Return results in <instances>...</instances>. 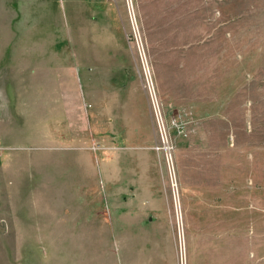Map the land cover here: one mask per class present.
Returning a JSON list of instances; mask_svg holds the SVG:
<instances>
[{
    "label": "rangeland",
    "instance_id": "374dc122",
    "mask_svg": "<svg viewBox=\"0 0 264 264\" xmlns=\"http://www.w3.org/2000/svg\"><path fill=\"white\" fill-rule=\"evenodd\" d=\"M34 1L21 7L20 22H6L5 46H17L23 58L31 57L33 66L23 74L29 78L37 73L39 81L31 110L22 96V128L12 134L15 141L32 149L47 142L87 145L91 151L106 146L95 127L74 125L69 130L66 125L63 132L55 124L61 120L59 109L48 103L41 79L46 70L37 67L49 60L45 50L65 52L72 73L83 78L85 100H112V117L104 121L110 127L109 145L148 146L160 154L165 212L154 228L159 245L147 244L144 231L137 228L128 232L129 245L112 243L124 231L107 228L111 219L103 199L100 210L96 206L99 219H94V200L85 199L87 192L82 191L103 189L95 156L75 149L50 151L53 190L66 192L72 209L66 222L102 224L96 233L104 242L95 252L94 246L78 243L82 231L77 228L34 229V208L18 205L27 199L13 196L12 164L0 173L3 259L14 264L13 242L29 239L38 245L16 247L24 264H264V0ZM13 3L7 6V17L13 18L14 10L19 14ZM12 81V71L6 69L0 107L9 112ZM82 98V107L85 103L90 108ZM46 112L50 120L53 116V133ZM13 153L23 174L15 179L17 189L29 190L31 182L45 188V150L31 152L37 180L29 172L35 170L29 166L30 152L12 151L11 163ZM126 157L120 158L125 166ZM61 200H53L55 210ZM46 237L72 239L46 246Z\"/></svg>",
    "mask_w": 264,
    "mask_h": 264
},
{
    "label": "crops",
    "instance_id": "0c3cea01",
    "mask_svg": "<svg viewBox=\"0 0 264 264\" xmlns=\"http://www.w3.org/2000/svg\"><path fill=\"white\" fill-rule=\"evenodd\" d=\"M13 1V5L18 6L19 14L14 10V14L12 15L13 18H11L7 17L6 13L7 6L11 4V0H0V85H5V70L10 69L12 71V97L14 103L11 106L13 108L12 112H9L8 109H3L0 107V144L3 147V150L0 152V173L5 172L8 166H11L12 164L14 165L13 175L15 188L13 190V196L19 199H27V202L24 203L20 201L18 205L29 204L30 207L34 208V211H31L30 217L31 219H34V229H60L62 231H69L70 229L77 228L78 230L82 231V235L80 234V236H78L76 239L78 243L85 246H94L96 252V247L101 246L104 242L102 237H98L96 231L99 228L101 229L103 225L98 222L97 224L95 222L93 224L66 222V217L68 216L70 210H72L69 206V200L66 199L67 194L66 192H54L53 182L55 176L53 175L51 169H49L50 171L48 170V165H53L55 162L54 160H50V158H52V153H50V151L53 152L56 150L75 149L83 152H89L95 156L97 161L96 163L101 166L99 181L104 185L101 191L98 188H94L92 191H86V187L85 190H82L87 192V194L84 195L85 199L89 198L94 200L93 208L91 209L90 214L93 213L95 217L94 219L97 218L96 215L99 213L103 199L106 205L107 213L110 215L111 219L106 223L107 228L114 231H124L123 233H120L116 239L111 238L112 243L118 246L129 245L131 237L130 233L128 232L129 230L137 228L144 231L142 240L147 242V244L155 246L159 245L161 241L158 235H156L154 232V228H156V226L159 224L157 221L158 217L165 212L164 206L160 200L162 188L165 182V179H163L160 173L162 164H160V154L155 149H152L148 146H132L131 148L119 149L109 145V142L107 141L109 136L107 134V130L110 127H108L107 123L104 121L105 119L112 117V100L110 99L107 101V99L94 98H91L89 101L85 100L84 92L86 93L87 90L82 88L84 86V84H82L84 83L83 78L80 74L76 73L75 75L72 73V70L69 68V57L65 56V52L55 53L53 49H50V51H48V49L45 50L42 52V54L44 53L47 57H49V60L47 59L46 65L39 64L37 67V71L39 68L46 70L47 76L41 77V79L43 80L42 84H44L46 88L45 97L48 103L50 106L55 104L59 109L58 113L61 120H56L55 124H58L57 127L60 126L62 130H64L63 132H65L66 125L68 126L69 130L74 128V125L78 126L79 129L86 128V124H88L91 128L95 127L97 131H99L101 139L104 140L106 146L103 148H94V151H91V148L87 145L67 146L66 144H63L60 146L54 142H47L46 146L32 149L22 146L21 143L15 141L16 137L12 136V134L20 132L22 128V96H25L26 102L29 103L28 108L31 110V103L36 101L37 86L39 85L37 73H35V75L30 73V75H28L29 78L25 77L27 74H23L24 70L32 68L33 66L31 57L28 56L23 58L22 51L17 46H14L12 49H7L5 46V38L7 36L6 22L12 21V19L13 21L20 19L18 20L20 22L21 7L23 5H32L36 1ZM19 36L20 34L18 37ZM54 64H56V68ZM54 69H57L58 71L54 73ZM55 74L57 76H54ZM58 74L60 76H58ZM78 90H80V93ZM88 97L91 96L89 95ZM81 98L84 101L89 102L90 108H88L87 104L85 103L83 105L84 107H82ZM31 112L32 111H29L30 118L33 117ZM46 113L47 114L45 115V118L47 126L52 130L53 133V116L50 120L48 112ZM65 118L69 119V122H66ZM71 118L77 119V122H75V120H72L71 122ZM84 119H88V121H85ZM91 119H100V122L94 124L93 120ZM49 125L52 127L50 128ZM37 149L43 151L45 150L47 155L45 161L41 163V165L46 166L44 184L45 188H38L31 182L29 190H22L21 188L17 189L18 182L15 179H18V177L23 174L21 165L19 164L18 166V164L15 162L16 153H13L14 163H11L12 151L16 152V150H26L30 152L29 166L35 168V170L32 173V169L30 168L29 172H31V177L34 180H37L38 171L36 166L38 165L36 162H32L31 154L33 150ZM126 156L129 158V164L125 166V164H123L125 162H121L120 158ZM78 164L81 166L83 163L78 161ZM98 169H100V167H98ZM85 182L86 181L83 183ZM2 185L4 187L6 186L5 178L3 179ZM55 198L62 199V205L57 210H55L53 206V200ZM96 206H99V210L96 209ZM80 213L81 212L77 210V215ZM17 215L18 214L16 212L15 218L19 222V215ZM39 219L44 220L39 221ZM123 219L124 221H120ZM18 222V226L16 225V227L21 229V224ZM133 224H136V226ZM160 225H162V223ZM86 230H89V233H87ZM71 239L72 238L62 237L57 238L55 241L53 237H46L43 239L44 241H42V243H44L46 246L55 244L63 245L66 243V240ZM0 242H2L1 239ZM105 243H107L106 239ZM1 245L3 244L0 243V246ZM22 245L33 246L38 245V243L37 241H32L29 239H20L19 242L14 241V264H24L22 262V250L16 249L17 246ZM3 258L4 255L0 254V264H9V262L5 261ZM94 261V264H98L96 260ZM33 262L34 261L30 260V264H34Z\"/></svg>",
    "mask_w": 264,
    "mask_h": 264
},
{
    "label": "built area",
    "instance_id": "2783aa9c",
    "mask_svg": "<svg viewBox=\"0 0 264 264\" xmlns=\"http://www.w3.org/2000/svg\"><path fill=\"white\" fill-rule=\"evenodd\" d=\"M154 110H155V109H154ZM155 113H156V112H155ZM156 118H157V122H158V124H159L160 130H161V133H162L161 118H160V116H158L157 114H156ZM162 139H163V134H162Z\"/></svg>",
    "mask_w": 264,
    "mask_h": 264
},
{
    "label": "bare ground",
    "instance_id": "6f19581e",
    "mask_svg": "<svg viewBox=\"0 0 264 264\" xmlns=\"http://www.w3.org/2000/svg\"><path fill=\"white\" fill-rule=\"evenodd\" d=\"M150 91L153 94V88H152V86H150ZM152 97H153V100H154V96H152ZM154 102H155V100H154ZM181 251H182V243H181Z\"/></svg>",
    "mask_w": 264,
    "mask_h": 264
}]
</instances>
